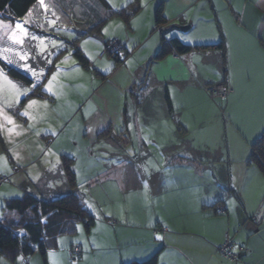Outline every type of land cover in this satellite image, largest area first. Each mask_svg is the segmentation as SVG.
Wrapping results in <instances>:
<instances>
[{
    "label": "crops",
    "instance_id": "obj_1",
    "mask_svg": "<svg viewBox=\"0 0 264 264\" xmlns=\"http://www.w3.org/2000/svg\"><path fill=\"white\" fill-rule=\"evenodd\" d=\"M105 1L108 8L98 0H38L24 18L35 30L34 18L41 14L43 21L50 12L74 26V37L39 55L26 40L27 64L45 69V96L28 98L33 84L0 79V176L9 182L0 185V224L10 200L67 195L61 161L68 158L77 194L89 208L81 187L89 189L113 229L112 242L97 237L89 253L81 245L82 260L104 252L100 264L153 256L156 264H264V176L251 161V147L264 135V0ZM133 1L138 11L128 21L111 15ZM160 3L164 22L156 25ZM16 23L0 19L7 26H0V47L9 46ZM163 39L224 48L156 61ZM113 40L122 46L119 65L105 52ZM18 59L0 56L17 60L7 64L34 80ZM81 77L91 83L86 101ZM223 81L229 95L211 99L206 88ZM96 197L111 198L110 205L122 200L123 208L103 213ZM217 206L221 216L214 214ZM132 214L148 219L134 225ZM227 239L232 252L245 251L237 261L219 253Z\"/></svg>",
    "mask_w": 264,
    "mask_h": 264
},
{
    "label": "trees",
    "instance_id": "obj_2",
    "mask_svg": "<svg viewBox=\"0 0 264 264\" xmlns=\"http://www.w3.org/2000/svg\"><path fill=\"white\" fill-rule=\"evenodd\" d=\"M37 1L0 0V19L12 23L20 22L29 14L30 9ZM98 1L108 8L105 0ZM162 6L160 3L155 13L156 25H161L164 22ZM137 11V4L133 1L117 13L111 12V15L128 21ZM223 48V43L217 46L190 47L182 44L177 39H171L170 41L163 39L154 59L158 61L171 54L185 55L191 51L222 50ZM106 54L114 60L116 65L121 63L123 56L121 54L123 53L109 54L106 52ZM74 56L83 69L89 68L88 61L78 49H75ZM0 69L5 71L7 77L22 85L30 87L33 84L31 77L9 66L4 60H0ZM224 83L225 81L222 82V84ZM45 95V92L42 91V84H39L29 94L28 98ZM215 100L221 101V99ZM251 161L257 165L264 176V135L252 145ZM61 163L64 177L70 189L67 195L49 201L25 195L20 199L10 200L6 203L4 210L7 212L8 217L0 224V259H4L8 264H16L18 260H21L22 264H27L26 259L35 254H39L45 262L46 251L56 248L57 240L61 236L73 234L77 224H82L87 231L94 225L93 216L76 192L72 160L62 158ZM216 208L214 210L215 216H221L223 213L217 214L215 212ZM130 264H156V256L144 262Z\"/></svg>",
    "mask_w": 264,
    "mask_h": 264
},
{
    "label": "rangeland",
    "instance_id": "obj_3",
    "mask_svg": "<svg viewBox=\"0 0 264 264\" xmlns=\"http://www.w3.org/2000/svg\"><path fill=\"white\" fill-rule=\"evenodd\" d=\"M217 6L223 5L219 0H215ZM226 2V0H223ZM48 11V9H46ZM49 12V11H48ZM41 14L36 16L34 19L39 23L38 27L34 30L31 28V24L27 22V20H22V22H19L22 27L25 29L24 33L17 32L16 39L20 41V43H17L16 40L9 39V36L13 33V31H16V24L12 27V32H9L8 37L5 41V43L9 44V46H1L0 47V56L3 58L8 57L9 59H12L13 57L17 56L22 64H27L28 60L30 59L29 56L31 53V43L32 42L33 47L37 50V55L46 54L48 51H50L52 48L60 47L64 44L65 39L73 38V27L70 23H65L64 21H61V18H57L54 14L44 13L43 15V21H41ZM74 20V19H73ZM72 20V21H73ZM46 23H51L55 25V28L50 30L46 29L45 25ZM68 37V38H67ZM2 38H5V36L0 37V42H2ZM27 40V41H26ZM26 43V44H25ZM121 45V44H120ZM67 48V47H66ZM5 49H10L11 51H5ZM65 49V48H64ZM24 56V59L21 60L20 56ZM48 59V58H47ZM17 61V60H13ZM52 61V60H51ZM54 61V60H53ZM51 63H54V62ZM29 65V64H27ZM50 65V64H49ZM82 87L80 88L83 96L84 101H86V97L88 93L90 92L91 83H89V79L85 77L79 78ZM77 98V97H75ZM82 193L86 195V205L91 208V210L94 211V214L91 210H89L90 214L95 217L94 219V226H92L89 231H87L82 224H77L75 227V232L70 235H63L57 240L56 248L46 251V260L43 261L42 257L39 254H35L32 257L26 259V262L29 264H100V261L102 262V257L105 253L104 252H97L96 255H88L84 257L82 260V257H78V255L75 256L74 252L70 249H74V244H78V247L89 248L88 252H92L93 249L91 245L89 246L90 242H93L94 244L99 245L97 243V237L100 238V240L104 241V245L108 244V242H112L113 235H112V227L109 228V224L105 219H101V216L97 212V208L92 200V192L89 191V189L85 187H81ZM99 204L97 206H101L103 209V213L105 211H109L111 208H116V210L119 212V210L122 207V200H115L116 204L110 205L111 198L108 200H105L100 197L95 198ZM113 201V200H112ZM121 201V203H120ZM88 208V209H89ZM137 208L139 206L132 205L130 207V211H137ZM107 216L105 215V218ZM132 218L134 219V222H132L134 225H140L146 222L148 219L146 217H142L139 214H132ZM101 223L105 225L103 228L101 226ZM113 223V222H111ZM105 228L111 229V231H107ZM106 230V231H105ZM103 249V248H98ZM105 249V248H104ZM83 252V251H82ZM77 257V259H73V255ZM92 254V253H91ZM21 260H18L16 264H18ZM21 264V263H20Z\"/></svg>",
    "mask_w": 264,
    "mask_h": 264
},
{
    "label": "built area",
    "instance_id": "obj_4",
    "mask_svg": "<svg viewBox=\"0 0 264 264\" xmlns=\"http://www.w3.org/2000/svg\"><path fill=\"white\" fill-rule=\"evenodd\" d=\"M105 52H107L109 54H114V53L115 54H121L122 53V46L120 45V43L118 41L113 40L105 46ZM206 92H207V94H209V96L211 98L223 100L229 95L230 89L227 86V81H225L224 84H220V85H216V86L206 88ZM4 183H9V182L7 179L0 176V185H2ZM215 212L217 214H222L223 208L218 206L216 208ZM231 245H232V243L229 241V239H227L225 241V243L223 244V246H221L219 248V253L222 257H224L227 260L237 261L240 258V256L245 253V251L243 248L238 247L236 252H232L231 251ZM72 251L74 252L75 256L78 255L79 254V247H75ZM75 256L73 255L74 260L76 258Z\"/></svg>",
    "mask_w": 264,
    "mask_h": 264
},
{
    "label": "snow or ice",
    "instance_id": "obj_5",
    "mask_svg": "<svg viewBox=\"0 0 264 264\" xmlns=\"http://www.w3.org/2000/svg\"><path fill=\"white\" fill-rule=\"evenodd\" d=\"M42 2H43V0H41V3ZM109 2H111V0H109ZM0 26L7 27L5 25H0ZM17 32H20V33H24L25 32V29L22 27V25L19 22L16 23V31H13V33L9 36V39L16 40L17 43H20V41L16 39ZM182 39L187 40V39H190V38L189 37H182ZM61 47H63V45H61ZM5 51H11V50L10 49H5ZM20 59L23 60L24 56L21 55ZM51 62H52L51 60L47 61L48 64H51ZM7 63L8 64H12L13 61L8 60ZM18 66L21 67L22 70H24L25 72L29 73L34 78V80H33V88L37 87L42 82L40 77H43V76L46 75L45 69H40L39 71H37L35 68H33V67H31V66H29L27 64H22V65H18ZM0 79L7 80L6 73H5V71L3 69H0ZM8 83L12 84V82L10 80L8 81ZM12 86L15 87V85H12ZM46 90H48L47 86H46ZM29 91H31V89H25L24 90V94L27 95V93ZM30 103L31 104H35L36 102L35 101H31ZM129 127H131V126H129ZM73 171L75 172V169H73ZM145 187H147L146 183H145ZM44 222H46V221H44ZM155 238L156 239H162L161 237H155ZM233 251H235V249H233Z\"/></svg>",
    "mask_w": 264,
    "mask_h": 264
}]
</instances>
